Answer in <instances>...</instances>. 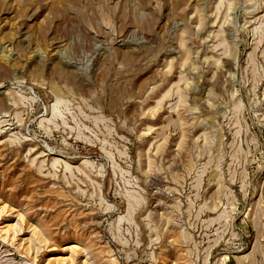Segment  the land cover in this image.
I'll use <instances>...</instances> for the list:
<instances>
[{
	"label": "rangeland",
	"instance_id": "rangeland-1",
	"mask_svg": "<svg viewBox=\"0 0 264 264\" xmlns=\"http://www.w3.org/2000/svg\"><path fill=\"white\" fill-rule=\"evenodd\" d=\"M0 264H264V0H0Z\"/></svg>",
	"mask_w": 264,
	"mask_h": 264
}]
</instances>
